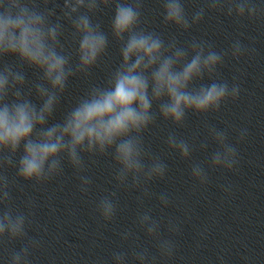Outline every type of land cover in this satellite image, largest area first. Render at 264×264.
<instances>
[{
  "label": "clouds",
  "instance_id": "obj_1",
  "mask_svg": "<svg viewBox=\"0 0 264 264\" xmlns=\"http://www.w3.org/2000/svg\"><path fill=\"white\" fill-rule=\"evenodd\" d=\"M157 2L162 7L163 24L183 31L200 23L207 11L234 16L237 22L264 20V4L256 0H204V6L190 16L183 0ZM143 6L144 0H62V5L57 0H0V247L22 243L19 250L9 252L7 264H32L30 257L40 247L39 240L28 236L33 201H27V212L12 204L18 179L37 185L48 182L63 175L66 161L80 181V191L87 193L92 178L84 175L85 155L111 154L116 188L139 190L142 195L137 201L142 206L144 198L152 195L148 185L163 180L168 171V165L144 143V133L157 118L181 127L189 113L218 112L224 103L239 98L242 89L236 82L238 77L230 84L220 78L218 69L226 57L239 61L254 53V48L239 39L222 51L204 39L193 38L183 45L175 36L166 41L161 33L141 27ZM108 7L113 8L110 35L120 44L119 65L102 85H90L61 120L49 123L70 79L89 76L107 55L109 33L93 18ZM64 22L70 25L77 44L74 53L67 52L62 42ZM25 69H31L36 78L29 79ZM205 78L211 83L194 86ZM207 131L217 149L206 165H191V177L200 186L209 183L208 168L236 173L241 163L227 129L208 126ZM247 136V128L238 129L237 143ZM165 143L182 160H189L195 149L175 133H169ZM199 148H208L206 140ZM9 168L15 169V178L7 175ZM221 188L231 193V185ZM115 197L113 191L96 204L95 210L104 221H112L117 213ZM158 200L164 207L171 203L167 193H161ZM135 223L155 240L157 249L153 255L147 248H134L131 255L138 264L174 258L176 241L163 236L161 228L179 235L181 221L169 218L162 225L149 210L138 212ZM206 232L207 227L199 234L203 237ZM120 235L127 241L134 233L127 230ZM112 260L113 264H129L127 252H113ZM218 260L225 264L222 255Z\"/></svg>",
  "mask_w": 264,
  "mask_h": 264
}]
</instances>
